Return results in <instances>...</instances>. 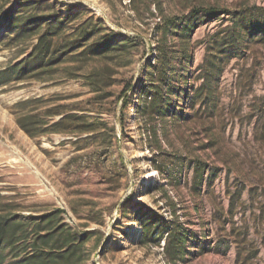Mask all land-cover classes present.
<instances>
[{
  "label": "rangeland",
  "instance_id": "obj_1",
  "mask_svg": "<svg viewBox=\"0 0 264 264\" xmlns=\"http://www.w3.org/2000/svg\"><path fill=\"white\" fill-rule=\"evenodd\" d=\"M16 1L0 0V10ZM56 1L92 10L123 48L82 71L110 70L106 99L90 100L82 79L0 88V217L10 230L61 208L76 232H93L87 264H174L166 237L141 241L135 217L149 208L190 230L177 264H264V0ZM210 7L226 13L202 17L191 35L167 28ZM7 32L0 24V70L36 42L9 47ZM40 96V105L101 120L99 131L30 137L16 121L28 107L17 104ZM11 247H3L6 264L21 258Z\"/></svg>",
  "mask_w": 264,
  "mask_h": 264
},
{
  "label": "trees",
  "instance_id": "obj_2",
  "mask_svg": "<svg viewBox=\"0 0 264 264\" xmlns=\"http://www.w3.org/2000/svg\"><path fill=\"white\" fill-rule=\"evenodd\" d=\"M261 11L264 12V9ZM224 13L225 10L213 7L196 8L186 17L170 20L167 28L182 35H191L203 23L202 17L215 18ZM2 23L8 30L9 47L32 39L36 42L27 56L0 70V88L32 79L55 83L82 79L84 85L95 93L90 100L110 97L105 91L112 77L108 68L89 73L82 71L92 60L115 58L123 48V42L117 39L118 32L111 30L92 10L82 6H63L56 0H17L15 5L5 4L0 10ZM164 46L161 42L163 57L159 58L158 66H162V61L166 59ZM165 73L167 70L161 68V79H164ZM130 89L131 86L123 89V110L128 105L127 93ZM164 101L165 97L156 90L154 104L161 107ZM41 102H44L43 96L17 104L18 107H28L17 116L16 121L30 137L54 133L94 135L99 131L101 120L90 114H78L75 109L64 111L63 104L40 105ZM123 119L124 116L122 122ZM113 132L116 133L115 128ZM63 213L65 210L58 208L53 212L30 215L28 221L18 223L20 228L14 231L10 230L8 218L0 217V264L8 261L3 249L6 245L12 246L15 258L21 257L13 264H87L90 256L85 247L93 232L79 234L64 221ZM135 218L142 227L143 243L160 244L166 237L164 253L166 251L174 264L186 254L192 234L176 218H165L149 208ZM19 242L25 252L17 248Z\"/></svg>",
  "mask_w": 264,
  "mask_h": 264
},
{
  "label": "bare ground",
  "instance_id": "obj_3",
  "mask_svg": "<svg viewBox=\"0 0 264 264\" xmlns=\"http://www.w3.org/2000/svg\"><path fill=\"white\" fill-rule=\"evenodd\" d=\"M165 243V242H164Z\"/></svg>",
  "mask_w": 264,
  "mask_h": 264
},
{
  "label": "built area",
  "instance_id": "obj_4",
  "mask_svg": "<svg viewBox=\"0 0 264 264\" xmlns=\"http://www.w3.org/2000/svg\"><path fill=\"white\" fill-rule=\"evenodd\" d=\"M165 247V246H164Z\"/></svg>",
  "mask_w": 264,
  "mask_h": 264
}]
</instances>
